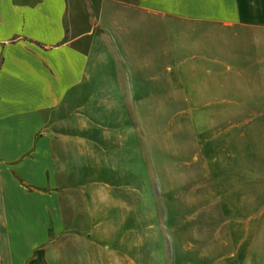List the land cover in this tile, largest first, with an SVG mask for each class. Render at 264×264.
Here are the masks:
<instances>
[{
	"label": "rangeland",
	"instance_id": "1",
	"mask_svg": "<svg viewBox=\"0 0 264 264\" xmlns=\"http://www.w3.org/2000/svg\"><path fill=\"white\" fill-rule=\"evenodd\" d=\"M80 4L85 77L42 110L52 264H264V31Z\"/></svg>",
	"mask_w": 264,
	"mask_h": 264
},
{
	"label": "crops",
	"instance_id": "2",
	"mask_svg": "<svg viewBox=\"0 0 264 264\" xmlns=\"http://www.w3.org/2000/svg\"><path fill=\"white\" fill-rule=\"evenodd\" d=\"M74 1L70 8L67 0H0V264H52L49 247L66 233L42 110L59 104L85 77L88 54L70 23L81 21L83 12L81 0ZM105 1L264 31V0ZM258 95L264 101V88Z\"/></svg>",
	"mask_w": 264,
	"mask_h": 264
}]
</instances>
